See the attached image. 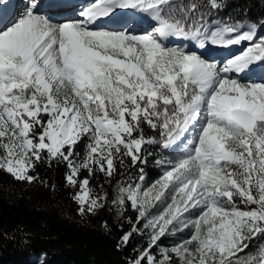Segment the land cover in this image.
<instances>
[{
    "label": "snow or ice",
    "instance_id": "obj_1",
    "mask_svg": "<svg viewBox=\"0 0 264 264\" xmlns=\"http://www.w3.org/2000/svg\"><path fill=\"white\" fill-rule=\"evenodd\" d=\"M201 7L94 0L77 11L74 0H27L21 11L15 0H0V169L32 183L38 163L66 164L65 184L78 188L72 199L83 216L109 203L92 176L111 178L126 159L145 164V145L177 153L157 161L163 171L151 184L140 167L136 179L116 185L117 214L137 213L117 247L134 233L148 236L129 264H264V243L245 252L264 238V83L250 79H264V37L256 24L210 30ZM101 18L111 27L99 26ZM144 24L151 30L137 34ZM169 37L197 49L248 47L219 66L167 47ZM145 125L158 138L146 137ZM84 137L81 157L75 148ZM185 230L190 236L177 244L159 243Z\"/></svg>",
    "mask_w": 264,
    "mask_h": 264
},
{
    "label": "trees",
    "instance_id": "obj_2",
    "mask_svg": "<svg viewBox=\"0 0 264 264\" xmlns=\"http://www.w3.org/2000/svg\"><path fill=\"white\" fill-rule=\"evenodd\" d=\"M194 2L202 5L200 11L204 13L205 24L220 20L223 23L249 21L258 25L264 20V0H220L223 7L219 10L207 7L208 0ZM144 134L158 138L147 125ZM144 148L145 164L133 167L126 159L123 166L117 165L113 177L106 178L97 173L90 178L93 188L99 191V186L103 185V190L109 194V203L94 215L79 214L78 205L72 199L78 188L65 184L66 164L38 163L35 171L30 172L38 177L32 183L19 181L0 169V264H39L31 261L33 257L43 264H129L136 250L148 246V236L134 233L127 245L117 247L121 237L131 231L137 213L129 207L123 216H119L111 199L116 185L129 175L137 178L140 167H143L148 182L160 176L157 161L167 152L161 151L157 145H145ZM85 151L86 142L81 140L75 152L82 157ZM87 175L85 170L81 178ZM142 224L143 221L138 227ZM159 243L165 245L163 238ZM153 252L159 256L158 248Z\"/></svg>",
    "mask_w": 264,
    "mask_h": 264
},
{
    "label": "rangeland",
    "instance_id": "obj_3",
    "mask_svg": "<svg viewBox=\"0 0 264 264\" xmlns=\"http://www.w3.org/2000/svg\"><path fill=\"white\" fill-rule=\"evenodd\" d=\"M262 37H264V33H263ZM82 140H83L84 142H86V145H87V143H88L87 137L82 138ZM175 155H177V154H174V152H171V153L168 154V155L161 156V158H160L158 161H163V160H165V159H172ZM159 168H160V175H161V174H162V171H163V168L161 167V165H159ZM159 177H160V176H159ZM159 177H158V178H159ZM130 178H131V179H136V178L133 177L132 175H129L128 177H126L125 179H123V182L128 181ZM158 178H156V179H158ZM156 179H153L151 182H148V181L145 179V186L151 184V183H152L154 180H156ZM147 182H148V183H147ZM241 207H243V206H241ZM190 234H191L190 231L185 230L184 232L176 233L175 235H169V236H166V237L163 238V241H164L165 245L162 246V247H171V246L177 244L180 240H182V239H186L188 236H190ZM260 243H264V238H261L260 240H258L257 243H252V244H250V246H249V248H248V249H249V252L252 251L253 248H254L256 245L260 244ZM255 244H256V245H255ZM246 250H247V249H245V251H246ZM158 252H159V249H158ZM241 255H243V254H241ZM36 260H37V259H36ZM40 264H41V262H40Z\"/></svg>",
    "mask_w": 264,
    "mask_h": 264
},
{
    "label": "bare ground",
    "instance_id": "obj_4",
    "mask_svg": "<svg viewBox=\"0 0 264 264\" xmlns=\"http://www.w3.org/2000/svg\"><path fill=\"white\" fill-rule=\"evenodd\" d=\"M19 5H21V4H19ZM20 10L22 11L23 9H22V5H21V8H20ZM103 19V18H102ZM214 24L215 25H213V26H210V27H208L210 30L211 29H214L215 27H217V26H221L220 24H222L221 22H214ZM223 25V24H222ZM241 25H244V28L242 29V30H247L248 29V27L250 26V25H252L251 23H242ZM0 27H2V26H0ZM103 27H105V26H103ZM138 34V33H137ZM139 34H145V33H139ZM248 45V44H247ZM243 51V50H242ZM242 51H239V52H237L235 55H238V54H240ZM222 53H224L223 51H222ZM234 56V55H233ZM232 56V57H233ZM223 57V59L224 60H227V59H229V58H225L226 56L225 55H219L218 56V58H222ZM260 82V81H259ZM262 82V81H261ZM188 140V139H187ZM191 140V139H190ZM190 140H188L187 142H186V144L190 141ZM182 143H184V142H182ZM185 144V145H186Z\"/></svg>",
    "mask_w": 264,
    "mask_h": 264
}]
</instances>
